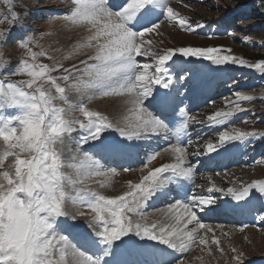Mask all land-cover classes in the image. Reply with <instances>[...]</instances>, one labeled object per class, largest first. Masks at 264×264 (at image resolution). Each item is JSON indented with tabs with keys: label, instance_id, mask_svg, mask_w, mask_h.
Wrapping results in <instances>:
<instances>
[{
	"label": "snow or ice",
	"instance_id": "1",
	"mask_svg": "<svg viewBox=\"0 0 264 264\" xmlns=\"http://www.w3.org/2000/svg\"><path fill=\"white\" fill-rule=\"evenodd\" d=\"M4 2L9 5L10 23L15 27L19 14L12 10V0ZM74 4L63 19L83 26L88 34L63 59L90 49L87 59L79 62L83 67H66L44 50L33 51L29 44L34 41L29 36L19 40L28 58L20 60L11 73L28 78L18 82L0 78V169L13 158L7 170L0 171V264H113L108 257L115 248L138 245L133 237L156 242L149 251L168 256L155 264H184L166 250L187 253L194 245L206 247L209 233L211 243L223 254L213 228L198 218V210H214L213 197L197 194L195 188L182 183L192 181L195 169L189 156L200 152L190 154L181 138L190 121L204 122L190 116L168 91L174 83L169 68L175 66L178 75L189 72L183 62L189 58V62L208 61L217 67H248L264 75V59L251 62L222 47H177L158 54L153 41L146 37L158 35L164 20L190 33L204 27L177 12L171 0H74ZM10 34L11 28L8 33L0 31V42H6ZM39 57H46L52 64L38 63ZM149 58L151 63L147 62ZM5 66L0 63V72ZM70 90L80 99L71 101ZM234 95L236 100L228 102L227 110L207 116V126L226 125L234 115L246 111L241 102L255 99L240 92ZM112 96L126 97L128 114L122 126L83 103L85 98L91 102ZM8 110H15V114ZM74 112L83 119L72 116ZM77 132L79 136L74 137ZM112 132L116 135H109ZM153 136L168 143L146 154L143 167L148 168L161 152L171 154L172 163L148 169L139 182L129 181L128 191L120 195L106 196L89 187L93 177L106 178L96 181L104 188L110 183L107 178L118 175L117 169L106 168L101 158L123 155L137 146L136 141ZM257 136L264 138V133L237 128L220 131L217 141L207 143L205 151H228L238 142ZM172 184L184 190L185 199L155 210L167 223H149L145 211L148 203L167 197ZM208 191L225 190L213 186ZM253 193L264 196V179L239 190L229 187L225 194L239 202L250 199ZM87 215L91 218L86 226L77 222L78 217ZM231 251L236 253L232 257L236 264H242V254L234 247Z\"/></svg>",
	"mask_w": 264,
	"mask_h": 264
},
{
	"label": "rangeland",
	"instance_id": "2",
	"mask_svg": "<svg viewBox=\"0 0 264 264\" xmlns=\"http://www.w3.org/2000/svg\"><path fill=\"white\" fill-rule=\"evenodd\" d=\"M171 6L181 15L188 17L192 23L200 22L204 27L197 29L194 33L185 32L176 25L168 24L161 17L164 22L158 30L159 34H152L146 37V39L153 41L152 46L158 54H163L165 49L177 47H222L231 49L230 54L243 57L251 62L264 59V0H171ZM11 7L13 11L19 14V20L15 27H12L10 23L9 5L4 0H0V31L8 33L11 28V34L7 36L6 42H0V63H6L7 65L0 72V78L6 77V82L9 79L18 82L28 78L26 76L11 75V73L18 67L20 60L28 58L26 50L19 46V40L29 36L34 41V43L29 44L33 51L44 50L66 67L72 64L83 67L79 62L87 59V55L92 53L90 49L74 54L69 60L63 59L84 38L79 30L69 29V27L72 28L73 24L71 26V23L63 19L75 7L74 0H12ZM67 30L69 32V40L61 44L59 40ZM245 37L248 38L247 41H245ZM192 59L194 60V58ZM138 60L145 62L143 57H138ZM37 62L52 64V61L46 57H39ZM147 62L151 63L152 61L149 58ZM183 62L187 66L189 58H184ZM170 64L171 62H169ZM225 66L231 67L235 72L231 77H227L230 79V84L216 94L220 97L214 99L211 106L196 112H189L190 116L195 117L197 121L204 122L194 123L190 121L191 128L195 133L191 136L188 151L190 154L197 150L200 152L198 156H189L191 166L196 169L194 175L197 180L195 185L198 190L196 193L199 194V192L213 188V186L225 190L224 192L213 191L207 193L209 194L208 196L224 195L229 187L239 190L242 186H247L254 180L264 179V138L260 136L250 138L247 142H238L237 147L229 148L230 151L237 150L240 146L243 149L240 165L233 166L224 173H210L208 172L209 168L205 169L204 167V162L209 161L207 159L209 153L205 151V145L209 142L215 143L220 131H231L233 128H237L246 132L264 133V75L248 67L238 65ZM174 71L175 68H169V74L174 78V86L176 85V88H179V86L182 88L193 77L190 71L182 73L179 78L175 79ZM224 82H227V80ZM235 92L251 95L255 99L250 102H241V107L245 108L246 111L234 115L226 125L221 127L207 126V116L218 110H227L226 105L228 102L236 100ZM68 95L73 102H76V97L79 96L71 90ZM125 98L116 96L98 97L91 102H88L85 98L83 103L89 110L100 111L107 115L113 123L122 126L125 112L120 100ZM8 112L9 114H15V110H8ZM71 115L83 119L79 112H74ZM115 134L114 132L109 133L112 136H115ZM72 135L78 137L79 133H73ZM151 140L158 143V140L151 137L136 142L142 143L138 145L140 151L144 152V157L154 150L151 148L152 144L147 147L145 145ZM1 143L3 142L1 141ZM256 144L257 146H255ZM83 148L86 150L87 145H84ZM72 150L75 151V145L72 146ZM162 153L148 165V168H144L143 163L142 166L129 172L117 169V176L107 178L110 181L107 187L101 188L99 183L96 182L105 180L106 178L104 177H93L88 184L93 183L90 188L96 189V191L106 196L120 195L128 191L129 181L139 182L141 177L147 174L148 169L173 162L168 153L164 152L165 156ZM97 158L101 157L97 156ZM12 159L10 157L5 161V168L0 171L7 170ZM101 162L106 168L113 167L102 158ZM215 199L218 201L217 199L220 198L218 196ZM231 199L232 197L225 198L228 201H231ZM166 205L159 206L157 209L164 208ZM83 210L89 211L88 209ZM155 210L146 207L145 211L149 214L148 222L160 221L161 223H167L168 221L160 215H156L154 218L153 215L158 213ZM200 214L198 210V218H201ZM90 218V215L78 217L77 222L86 226L87 220ZM205 223L213 228L216 237L220 239L221 247L224 249L223 254L217 249L216 245L211 243L212 233H209L208 246L194 245L189 252L181 253L183 254L181 260L184 261V264H236L232 259L236 255V253L231 251L233 247L242 254V264H264V210L258 215L257 226H255L256 223L255 225H248L247 228L233 224ZM189 227L191 228V225ZM241 228H244V230L241 231ZM224 233L227 235H224ZM133 239L141 244L150 242L139 241L136 237H133ZM146 251L148 250L146 249Z\"/></svg>",
	"mask_w": 264,
	"mask_h": 264
},
{
	"label": "bare ground",
	"instance_id": "3",
	"mask_svg": "<svg viewBox=\"0 0 264 264\" xmlns=\"http://www.w3.org/2000/svg\"><path fill=\"white\" fill-rule=\"evenodd\" d=\"M113 10H119L118 8H114ZM71 26H72V24H71ZM69 27V26H68ZM69 29H73L74 31H75V29H77V30H79L80 32H81V35L83 36V37H85L88 33H87V31H86V29L83 27V26H78V25H73L72 26V28L71 27H69ZM68 29V30H69ZM68 30H67V32H63L64 34L62 35L63 37H61L60 38V43L61 44H63V43H66L69 39V32H68ZM66 31V30H65ZM70 31V30H69ZM71 32V31H70ZM82 38V37H81ZM185 63V62H184ZM201 64L203 65H207L208 66V68L209 69H212V68H215L216 67V69L218 70V71H220V70H222V68L221 67H217V66H214V65H212V64H210V63H207V62H202V63H197V64H195V63H193V64H190V67L191 68H193L195 65H198V66H201ZM197 78H199V76L197 77ZM180 84V83H179ZM176 86V85H175ZM179 86V85H178ZM173 87V86H172ZM179 87H181V86H179ZM172 89V88H171ZM171 89H169L168 91H170ZM226 90V89H225ZM236 90V89H235ZM79 96H77L76 97V99L77 100H79ZM126 99V98H125ZM125 99H123V100H120V104H121V106H122V108H123V110H124V112H125V116L128 114L127 113V105L124 103V101H125ZM103 108H104V106H103ZM121 108V109H122ZM118 109V108H117ZM122 110V111H123ZM122 121H123V119H122ZM121 121V122H122ZM116 135V134H115ZM185 136H187V133H186V135H184V136H182V138H181V140H182V142H184V139H186L185 138ZM152 138H155V140H159V138H160V140L159 141H161V143H163L162 145H163V147H166L167 146V143L168 142H166L162 137H155V136H153ZM137 142V141H136ZM147 142V141H146ZM150 142V141H149ZM151 142H153L152 140H151ZM155 142V141H154ZM171 142H174V140L173 141H171ZM155 143H157V142H155ZM0 144H2L1 143V141H0ZM156 145V144H155ZM260 145V144H259ZM158 146V145H157ZM160 146V145H159ZM147 147V146H146ZM162 147V148H163ZM164 153V152H163ZM162 153V154H163ZM223 154V155H222ZM164 155V154H163ZM168 155H169V157L171 158V160L172 161H174V157L171 155V154H169L168 153ZM165 156V155H164ZM210 157H212V158H215V160H217V161H219V160H221L223 157L225 158L226 157V155L224 154V153H219V154H210ZM190 160V159H189ZM1 170V169H0ZM220 179V178H219ZM195 181H196V178L195 177H193V179H192V181H184V182H182V183H184V184H187V185H189L190 187H192L193 188V186H194V184H195ZM220 182V181H219ZM93 184V183H92ZM92 184H89V187H91V186H93ZM94 188V187H93ZM95 188H97L96 186H95ZM170 188L171 189H173V190H171L170 192H169V194L168 195H170V197H169V199L171 198V196H172V193L174 194V190H178L179 192H181V194L182 195H185V193H184V190L182 189V188H180V187H178L176 184H172V185H170ZM94 190H96V189H94ZM262 197H264V196H257V194L256 193H253V194H251V198L250 199H247L246 201H240V205L241 206H246V207H251L252 205H255L256 203H258L261 199H262ZM164 199H165V197H164ZM164 199H162V197L161 198H159V199H156V198H154L152 201H150L149 203H148V205H147V207L148 208H152V209H156L157 207H159L160 205H162V200H164ZM156 215H160V214H158V213H155V215H153L154 216V218L156 217ZM161 216V215H160ZM158 218V217H157ZM200 219V218H199ZM202 222L204 221V219H200ZM165 221V220H164ZM167 221V220H166ZM133 240H135V239H133ZM136 241V240H135ZM138 245H143V247L141 248V247H139ZM130 244L128 247H118V248H115L114 249V254L112 255V256H110L109 257V260H111L112 262H113V264H127V262H126V260H124V258L125 259H128V258H130V256L131 255H135L137 258H140L144 263L143 264H148V263H151L152 261H149V260H152L153 258L154 259H156L155 261H159V260H161V259H168V256H163V257H161L159 254H152L149 250H150V248H151V246L152 245H155V244H152V243H148L147 244V246H146V244L145 243H143V244ZM158 248H164L165 246H163V245H156ZM148 248V251H146V249ZM166 252L167 253H170L171 254V256L172 257H174L175 259L178 257V256H180V252H173L172 250H166ZM152 264V263H151Z\"/></svg>",
	"mask_w": 264,
	"mask_h": 264
}]
</instances>
